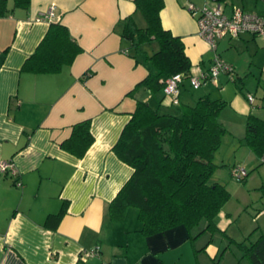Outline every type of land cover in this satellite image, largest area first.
Masks as SVG:
<instances>
[{"label": "crops", "instance_id": "1", "mask_svg": "<svg viewBox=\"0 0 264 264\" xmlns=\"http://www.w3.org/2000/svg\"><path fill=\"white\" fill-rule=\"evenodd\" d=\"M163 2L162 27L181 39L192 67L207 70L212 53L198 35L196 19L186 10L188 3L201 7L207 0ZM220 3L227 11L237 7L264 17V0ZM50 8L58 18L53 22L66 27L82 51L58 73H24V62L50 26L34 20ZM7 10L0 17V162H11L16 172L0 174V264H219L217 257L224 259L230 241L243 242L231 233L237 218L233 221L224 208L216 219L219 232L194 241L183 226L142 235L133 208L121 222L109 217L110 202L133 173L112 149L136 101L155 108L162 98L163 110L174 108L162 93L155 97L144 87L128 95L148 74L144 54L136 61L121 36L129 16L144 26L134 0H30L27 9L15 8L13 0H7ZM217 52L227 56L224 60L234 71L245 55L250 65L259 63L249 70L264 72V37L224 38ZM187 94L182 91L180 102ZM246 104L235 99L239 116L257 117L262 112L261 107L254 111L252 104ZM86 120L94 141L78 159L61 143L74 125ZM218 154L213 156L215 174L223 166L222 159L215 162ZM253 160V174L239 187L243 205L252 190L264 189V164L255 156ZM63 209L56 225L46 224L49 216Z\"/></svg>", "mask_w": 264, "mask_h": 264}, {"label": "trees", "instance_id": "2", "mask_svg": "<svg viewBox=\"0 0 264 264\" xmlns=\"http://www.w3.org/2000/svg\"><path fill=\"white\" fill-rule=\"evenodd\" d=\"M29 4L30 0H13L15 8L27 9ZM134 5L144 26L139 27L134 16H129L123 21L121 36L129 42L131 56L136 61L137 56L144 54L148 74L128 95L132 97L136 89L144 87L150 95L156 97L162 93L164 98L167 79L183 75L184 80L178 103L170 104L174 107L171 111L163 110L162 98L155 108L147 102L136 101L131 118L112 149L133 173L110 202L109 217L113 222H121L127 210L133 208L144 236L178 226H183L193 241L205 233L212 236L219 232L216 219L230 197L223 185L211 181L218 168L213 156L227 132L219 121L226 102L212 99L209 94L199 96L193 105L180 102L192 65L181 39L161 25L164 2L134 0ZM7 11V0H0V17ZM81 51L66 27L50 22L45 36L21 71L55 74L63 66L71 65ZM90 127V120L74 125L61 148L82 158L94 141ZM241 142L260 161L264 157V120L247 115ZM260 164L264 163L260 161ZM63 212L64 209L56 216H49L46 224L56 225ZM238 246L242 257L250 264H264V234L248 246Z\"/></svg>", "mask_w": 264, "mask_h": 264}, {"label": "rangeland", "instance_id": "3", "mask_svg": "<svg viewBox=\"0 0 264 264\" xmlns=\"http://www.w3.org/2000/svg\"><path fill=\"white\" fill-rule=\"evenodd\" d=\"M224 57L227 58V56H223L221 59L232 68V73L230 75L221 74L216 84H207L196 91L190 89L189 83L185 82L188 94L185 95L186 101H182V103L193 105L203 94H209L212 99L226 102V106L220 112L219 121L227 132L222 137L221 146L218 149L220 158L216 157L215 159V162L223 160V166L220 168L222 172L214 173L211 181L224 185L226 190L232 193L223 208L231 212L233 221L237 218L231 228V233L236 235L237 240L243 239V242L230 241L224 259L218 255L217 260L219 264H250L246 258L242 257L243 254L238 244L248 246L255 242L261 234H264V214L261 213L264 212V189L252 190L249 193L248 204L243 205L239 194V187L243 182L234 181L230 177L228 167L244 166L248 177L253 174L251 170L252 164L255 162L254 156L250 152L248 155V148L241 142L245 135L246 115L239 116L233 106L237 98L247 105L246 103H249L247 99L251 96L254 100L252 108L255 111L257 106L261 107L262 112L257 117L264 120V72L253 68L249 70V66L252 67L259 63L250 65V58L245 55L239 61V69L234 71V68L224 60Z\"/></svg>", "mask_w": 264, "mask_h": 264}, {"label": "built area", "instance_id": "4", "mask_svg": "<svg viewBox=\"0 0 264 264\" xmlns=\"http://www.w3.org/2000/svg\"><path fill=\"white\" fill-rule=\"evenodd\" d=\"M186 10L196 19L199 37L205 41L212 59L208 70L201 66L192 67L188 82L193 90H198L207 84H216L220 74L230 75L232 68L228 66L217 52V44L224 38L235 39L243 34L264 37V17L255 13L247 12L241 8L232 7L227 11L218 0H207L206 4L197 7L188 3ZM54 9L50 8L45 14L38 16L35 22L57 21ZM184 80L183 75H175L166 80L164 85V96L170 104H177L180 95V85ZM249 104L253 103V98L248 97ZM264 163V157L260 160ZM15 168L11 162H0V174H15ZM230 177L234 181H242L248 176V172L241 166H233L229 170ZM20 186V182H16ZM88 256L96 253L87 254Z\"/></svg>", "mask_w": 264, "mask_h": 264}]
</instances>
